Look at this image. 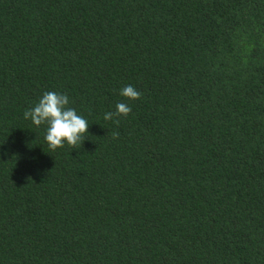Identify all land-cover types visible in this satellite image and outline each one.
<instances>
[{
	"label": "trees",
	"instance_id": "1",
	"mask_svg": "<svg viewBox=\"0 0 264 264\" xmlns=\"http://www.w3.org/2000/svg\"><path fill=\"white\" fill-rule=\"evenodd\" d=\"M0 264H264V0H0Z\"/></svg>",
	"mask_w": 264,
	"mask_h": 264
},
{
	"label": "clouds",
	"instance_id": "2",
	"mask_svg": "<svg viewBox=\"0 0 264 264\" xmlns=\"http://www.w3.org/2000/svg\"><path fill=\"white\" fill-rule=\"evenodd\" d=\"M119 94L128 100H137L142 95L132 85L122 88ZM68 105L69 97L66 94L48 91L42 95L34 107L24 112V118L30 119L35 126H47L44 139L52 151L64 147L65 143L75 147L83 143L84 136L88 134V121ZM115 107V112L104 114L105 120L126 117L132 111L131 107L124 102H118ZM112 135L115 138L118 133L114 132Z\"/></svg>",
	"mask_w": 264,
	"mask_h": 264
}]
</instances>
